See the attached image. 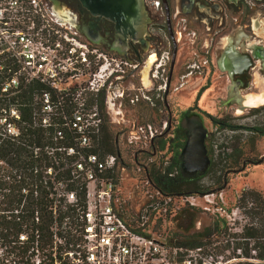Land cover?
Here are the masks:
<instances>
[{
	"label": "built area",
	"instance_id": "built-area-1",
	"mask_svg": "<svg viewBox=\"0 0 264 264\" xmlns=\"http://www.w3.org/2000/svg\"><path fill=\"white\" fill-rule=\"evenodd\" d=\"M126 75L127 61L84 40L45 0H0V264H264L147 234L155 203L127 215L117 179L127 165L93 151ZM166 127L139 125L133 137L148 146Z\"/></svg>",
	"mask_w": 264,
	"mask_h": 264
},
{
	"label": "rangeland",
	"instance_id": "rangeland-1",
	"mask_svg": "<svg viewBox=\"0 0 264 264\" xmlns=\"http://www.w3.org/2000/svg\"><path fill=\"white\" fill-rule=\"evenodd\" d=\"M260 7L264 9V5ZM234 16L236 17V15L229 14L230 22H234ZM252 20L255 29L252 32L258 34L260 44L264 45V10L254 13ZM226 35L227 39L230 35H233L234 39L237 38L233 31H228ZM204 40H206L205 37ZM183 50L186 53L184 58L187 59L189 49L185 46ZM204 57L213 61L211 71L208 69L202 75H195L182 91H170L168 103L171 115L167 113L164 106H154L149 101L136 105L130 103V88L139 86V80L136 79L134 84L130 81H121L117 83L118 85L112 86L113 111L106 107L108 113H105V120L106 125L115 135L116 153H121L127 165V168L120 167L118 170L122 207L127 215L137 220V216H142L149 204L155 203L158 208L150 212L145 229L147 234L173 243L189 246H198L196 245L198 243L208 246L213 244V247L218 248L220 242L225 239L223 234L225 228L228 229V234L241 232L243 225L248 221L237 207V198L241 192L252 189L264 196V136L253 134L250 131L254 126L264 124V111L261 113L252 111L253 108L264 105V103L260 104L264 102V74L262 71H256L252 78L250 76L244 81V87L239 90L235 88L233 91L234 85L230 79H227L226 74L219 70L211 52L198 56V62H201ZM259 67H261L260 64ZM208 80L212 89L204 95L199 102V107L211 113L215 116L214 118H224L231 125L243 129L236 132L221 129L199 110L185 115L193 104L191 102L195 101L194 83L200 84ZM143 81L148 88L147 94L154 98L153 102H156V99L162 102L163 91H159L158 86L149 85L147 70L143 71ZM176 82L177 80L174 84ZM122 94H124L123 97L118 96ZM249 101H255V103L246 105L245 103ZM169 117L173 120L172 127H170V135L163 139V142H166L163 151L159 150L160 143H156L157 149L154 151L149 145L138 143L131 135L137 123L139 125L151 124L160 131L163 123L168 122ZM178 127L188 132L191 130L192 137L174 139L173 132ZM197 128H201L203 135L197 133ZM232 136H236L240 143H235L236 139L231 138ZM231 145H238L239 150L232 154H230V149L224 151V148ZM200 146L202 149L197 150L196 148ZM213 150L216 151L215 156L221 154L222 161L219 162V170L222 172L220 174L228 175L227 186L224 189H221L220 184L215 182L216 175L202 179L199 188H214L215 186L218 188L207 192L214 193V195H209L211 201L202 197L197 200L195 206H192L187 201L188 196L170 197L171 199L162 197L148 181L146 166H150L152 162H165L164 165H167V160L175 156L181 162L180 167L183 174L200 176L204 174ZM154 152L156 155L152 156Z\"/></svg>",
	"mask_w": 264,
	"mask_h": 264
},
{
	"label": "flooded vegetation",
	"instance_id": "flooded-vegetation-1",
	"mask_svg": "<svg viewBox=\"0 0 264 264\" xmlns=\"http://www.w3.org/2000/svg\"><path fill=\"white\" fill-rule=\"evenodd\" d=\"M45 2L60 19L76 29L84 40L111 57L127 61V75L123 82L130 81L134 84V80H139V86L130 88L129 101L134 105L149 101L154 106H164L171 115L168 103L170 91L184 90L191 78L210 69L213 63L210 60L200 71H194L191 67L198 56L210 52L219 70L226 74L227 79L234 85L233 91L235 88L239 90L244 87V81L250 76L252 78L256 71H262L264 74V45L260 44L258 34L252 32L255 30L252 16L264 10L260 7L264 5V0H130L128 3L125 2L124 6L132 7L136 14L130 21L129 18L126 19L127 25L123 17L116 18L112 13L106 14L102 10L90 7L87 0ZM229 14L236 15L233 18L234 22L229 21ZM228 31L236 33L237 38L234 39L233 35H230L227 39ZM185 46L189 49L187 59L184 58ZM174 55L175 63L172 68ZM226 56H231L235 60L231 70L225 64ZM146 70L149 85L158 86L157 89L163 91L162 102L158 99L153 102L154 98L147 94L148 88L143 81V71ZM117 83L119 82L116 81L114 85H118ZM195 83L193 85L195 101L191 102L193 104L185 115L199 110L214 123L215 116L199 107L204 95L212 89L211 83L209 80L200 84ZM262 103L264 102L260 104ZM263 106L253 108L252 111ZM172 121L169 117L166 129L154 135L149 144L152 150L156 151V143L170 135ZM138 126L139 123L134 125L132 136L136 134ZM192 134L191 130L188 132L181 127L173 132L174 139L191 138ZM154 155L156 152L152 154ZM180 174L190 181H198L203 175L187 176L182 173L181 167Z\"/></svg>",
	"mask_w": 264,
	"mask_h": 264
},
{
	"label": "trees",
	"instance_id": "trees-1",
	"mask_svg": "<svg viewBox=\"0 0 264 264\" xmlns=\"http://www.w3.org/2000/svg\"><path fill=\"white\" fill-rule=\"evenodd\" d=\"M104 96L101 98V108H105ZM256 113L264 111V106L254 110ZM214 124L221 129H229L232 132L239 131L243 128L231 125L225 119L213 120ZM248 130V129H247ZM253 134L264 136V124L261 126H254L251 128ZM235 140V143H240L237 137H231ZM159 150L165 149L166 142L163 140L160 142ZM116 139L114 133L105 124L101 137L98 140V145L93 149L95 153L100 156H106L109 154H117L115 150ZM239 145V144H238ZM231 145L230 147L224 148L225 150L230 149V154L234 151L239 150V146ZM224 147V146H222ZM157 149V145H156ZM215 150L211 152V161L208 169L202 175V179L207 176L215 177V182L220 184V188L224 189L227 186V175L220 174L222 170H219V165L222 161L221 154L215 156ZM229 154V155H230ZM220 160V161H219ZM163 162V161H162ZM165 162H152L150 166H146L148 181L154 187V189L160 191L162 195L167 197H179V196H203L214 188H199L202 179L198 181H190L184 178L180 174V161L177 160L176 156ZM118 179V176H117ZM214 179V178H213ZM237 207L242 212L244 217L248 219L245 225H243L241 232H235L228 234V229L225 228L224 241H221L218 248L215 250L223 258V260L230 259H247V260H258L264 261V196L255 190L248 189L241 192L237 198ZM208 235V234H207ZM206 236V235H205ZM196 245H200L199 243ZM238 264H255L250 261H240Z\"/></svg>",
	"mask_w": 264,
	"mask_h": 264
},
{
	"label": "water",
	"instance_id": "water-1",
	"mask_svg": "<svg viewBox=\"0 0 264 264\" xmlns=\"http://www.w3.org/2000/svg\"><path fill=\"white\" fill-rule=\"evenodd\" d=\"M87 1L89 3L90 7H95L97 9H99L100 11L102 10L106 14L112 13L116 16V18L123 17V21L126 25H127L126 19L129 18V21H130L132 19V16L136 14L132 7L129 8L128 6L127 7L124 6V3L125 2L128 3L130 0H87ZM174 63H175V55L173 57L172 68L174 66ZM200 130H201V128H197V133L203 135L202 131H200ZM196 149L198 150V149H202V148L200 146V148L197 147ZM209 164H210V160H209V163L207 165L206 170L208 169Z\"/></svg>",
	"mask_w": 264,
	"mask_h": 264
},
{
	"label": "bare ground",
	"instance_id": "bare-ground-1",
	"mask_svg": "<svg viewBox=\"0 0 264 264\" xmlns=\"http://www.w3.org/2000/svg\"><path fill=\"white\" fill-rule=\"evenodd\" d=\"M233 57H235V56H233ZM234 63H235V60H233L232 58H231V56H226L225 57V64L227 65V67L231 70V66L232 65H234ZM255 103V101H249V102H247V103H245L246 105H252V104H254Z\"/></svg>",
	"mask_w": 264,
	"mask_h": 264
}]
</instances>
